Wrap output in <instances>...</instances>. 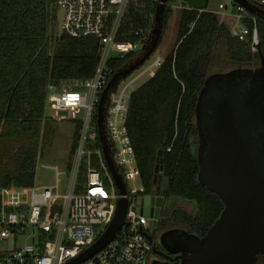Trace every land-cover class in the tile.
Masks as SVG:
<instances>
[{
  "label": "trees",
  "instance_id": "16d2710c",
  "mask_svg": "<svg viewBox=\"0 0 264 264\" xmlns=\"http://www.w3.org/2000/svg\"><path fill=\"white\" fill-rule=\"evenodd\" d=\"M58 2L0 0V211L2 189L34 184L49 85L88 79L98 63L96 39L58 37ZM156 7L152 0L132 2L119 39L148 44ZM170 11L166 6L163 29ZM258 17L260 46L253 52L217 14L183 10L175 47L156 75L132 94L128 129L141 179L150 195L157 193L162 176L168 180L159 231L183 230L203 238L224 210L221 198L199 179L196 105L209 76L261 66L264 19ZM161 43L162 37L158 47ZM141 54L113 59L112 76ZM258 264H264V255Z\"/></svg>",
  "mask_w": 264,
  "mask_h": 264
},
{
  "label": "built area",
  "instance_id": "2783aa9c",
  "mask_svg": "<svg viewBox=\"0 0 264 264\" xmlns=\"http://www.w3.org/2000/svg\"><path fill=\"white\" fill-rule=\"evenodd\" d=\"M134 1L138 0H59V10L64 11V34L76 39H96L98 63L88 79L48 87L47 104L54 116L79 121L75 161L69 170L65 192L60 180L62 173L57 167L54 168L57 183L53 186L2 189L0 264H69L104 233L106 229L95 239L97 229L107 228L113 221L121 198L128 199V225L101 251L79 264H151L156 230L151 229L150 221L155 219L143 212L144 197L150 194L145 185H137L141 170L128 118L132 94L156 75L163 59L158 58L145 67L144 64L123 78L105 105V136L115 169L125 184V195L120 192L105 158L98 126L101 95L113 77L110 62L143 49L141 42L119 39L123 19ZM260 5H264V0ZM207 8L198 11L217 14L221 23H225L223 17L230 11L234 18L232 36L249 44L253 52L258 51L257 15L235 0L219 4L216 11ZM180 9L187 10L183 6ZM24 239L25 243H20Z\"/></svg>",
  "mask_w": 264,
  "mask_h": 264
},
{
  "label": "water",
  "instance_id": "95a60500",
  "mask_svg": "<svg viewBox=\"0 0 264 264\" xmlns=\"http://www.w3.org/2000/svg\"><path fill=\"white\" fill-rule=\"evenodd\" d=\"M151 39L142 54L113 75L101 95L98 126L103 152L120 192L126 188L117 173L105 136L106 102L117 84L143 66L161 41L165 7L159 0ZM195 10H205L208 0H185ZM264 19V9L249 0H235ZM64 11H58V37L62 39ZM250 124L243 128L241 116ZM199 130V179L224 203V210L207 235L199 238L183 230L165 232L162 241L170 242L168 259L179 264H258L264 255V57L255 69L238 68L209 76L196 105ZM25 127L28 129L29 124ZM159 173V169L156 170ZM165 198L160 190L144 199L146 217L159 220ZM156 207V209H154ZM128 199L121 198L111 224L97 241L69 264H79L109 244L126 222ZM153 264H171L155 261Z\"/></svg>",
  "mask_w": 264,
  "mask_h": 264
},
{
  "label": "rangeland",
  "instance_id": "374dc122",
  "mask_svg": "<svg viewBox=\"0 0 264 264\" xmlns=\"http://www.w3.org/2000/svg\"><path fill=\"white\" fill-rule=\"evenodd\" d=\"M260 3V0H255ZM228 0H208V10H217L219 4L227 3ZM170 11L169 18L162 34V43L153 53V55L147 60L145 66H148L156 59H164L173 50L177 41V35L179 30V22L181 13L183 10L181 6L188 9V4L185 0H169L166 4ZM230 11H233L229 7ZM142 52V49L139 53ZM241 124L243 128L247 129L250 124L249 119L245 116H241ZM42 140L40 145V152L38 158V164L36 168V174L34 178V184L31 186H53L57 183V174L54 168H58L62 173L60 180L62 183V191L65 192V185L68 181L69 170L72 168L75 161V153L79 138V121L74 119H61L54 116L49 104L45 108V120L41 128ZM130 185L133 182L130 181ZM137 185H145L142 179L137 181ZM31 186H19V187H31ZM160 186L163 190H166L168 186V180L164 176L160 179ZM148 187V186H147ZM149 196V195H147ZM145 196L144 199L147 197ZM180 206L187 208L189 211L194 210L191 205L180 203ZM156 209V207H154ZM160 224L159 220L150 221L152 230H157ZM106 229L105 226L99 227L95 239L101 232ZM25 239L20 243H25ZM151 260V264L154 263Z\"/></svg>",
  "mask_w": 264,
  "mask_h": 264
},
{
  "label": "flooded vegetation",
  "instance_id": "af4514ba",
  "mask_svg": "<svg viewBox=\"0 0 264 264\" xmlns=\"http://www.w3.org/2000/svg\"><path fill=\"white\" fill-rule=\"evenodd\" d=\"M159 190L161 192V196L164 197V190L161 188L160 185L158 186V191ZM164 233L165 232L156 230V234L153 238L154 246H153V249L151 251V259L154 261L170 262L171 264H176V262H173V261H171V259L170 260L168 259L169 256H171V258H174L175 256L171 255L167 250V246L170 244V242L165 241V244H164L162 241V236Z\"/></svg>",
  "mask_w": 264,
  "mask_h": 264
},
{
  "label": "crops",
  "instance_id": "0c3cea01",
  "mask_svg": "<svg viewBox=\"0 0 264 264\" xmlns=\"http://www.w3.org/2000/svg\"><path fill=\"white\" fill-rule=\"evenodd\" d=\"M223 20L225 21V24H227L230 28L233 25L234 18L230 11L227 12V15L223 17Z\"/></svg>",
  "mask_w": 264,
  "mask_h": 264
}]
</instances>
